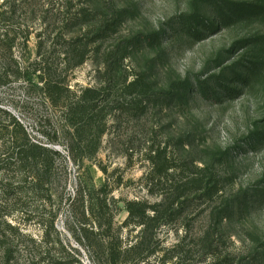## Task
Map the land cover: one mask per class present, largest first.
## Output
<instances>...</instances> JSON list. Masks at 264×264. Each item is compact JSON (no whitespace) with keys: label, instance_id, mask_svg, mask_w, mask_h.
<instances>
[{"label":"rangeland","instance_id":"1","mask_svg":"<svg viewBox=\"0 0 264 264\" xmlns=\"http://www.w3.org/2000/svg\"><path fill=\"white\" fill-rule=\"evenodd\" d=\"M25 1L7 0V3L15 5L12 10L15 12L14 25L29 33L37 31L44 21L56 22L80 10L97 18L101 13L107 20L117 19L116 32L89 48H98L100 54L115 52L117 80L115 88L109 92L111 99H129L124 94L123 84L137 75L143 77V115L135 118L110 112L103 120L105 131L95 157L84 162L86 169L81 170L82 175L68 159L63 145H51L65 157L66 172L61 169L62 160L57 161L50 210L57 215L54 226L60 236L79 252L80 262L74 264H94L88 250L77 246L67 236L68 227H72L67 199L78 178L83 180L89 175L98 185L106 180L99 167L106 169L108 179L114 183L111 196L121 207L115 223L121 225L126 218L123 202L144 200L152 204L158 200L143 188L147 169L145 156L150 147L172 151L178 158L177 163L188 168V175L198 177L202 184L212 177L218 183L215 194L202 196L201 190L189 196L190 202L183 206V215L157 230L163 244L170 246L179 237L195 244L197 236L207 234L215 253L228 256L232 264H262L264 10L261 8L264 9V0H68L70 7L61 8L56 2L52 3L48 15L40 12L43 0H32L27 6ZM225 2L255 6L257 13L220 26L209 4L219 6ZM196 16L205 21L207 30L188 19ZM180 18L188 19L191 27L202 34L201 38L194 39L183 31L173 33ZM211 24L219 27L212 29ZM58 26L56 23L55 27ZM76 31L78 35L90 37L85 27ZM138 34H157L160 43L148 47L143 42L131 48L128 41ZM35 43L31 34L26 49L22 44L17 46L16 57L32 61L36 54ZM47 48L51 50L52 46ZM95 51L92 50L86 62L68 75L71 86H102L100 54L95 55ZM241 77H247L246 84L240 82ZM199 83L207 87L205 94L199 93ZM22 84L18 82L12 89L0 88V106L25 126L31 139L47 145L48 138L43 136L36 120L22 109L12 107L27 99ZM168 92L176 94L173 100H169ZM38 100L36 97L31 102L38 103ZM46 112L52 119L53 129L57 128L59 135L65 132L64 125L58 122V113L50 109ZM92 138L90 151L95 150L98 140L96 135ZM15 177L11 169H0V264H38L31 241L40 240L41 228L34 219L42 204L40 198L13 195L8 184ZM116 178L121 181L118 186H115ZM136 231L124 229L122 235L133 236ZM196 245L182 264H201V247ZM4 250L9 251L7 258Z\"/></svg>","mask_w":264,"mask_h":264},{"label":"trees","instance_id":"2","mask_svg":"<svg viewBox=\"0 0 264 264\" xmlns=\"http://www.w3.org/2000/svg\"><path fill=\"white\" fill-rule=\"evenodd\" d=\"M30 1H25L26 6L30 5ZM55 2L61 8L70 7L68 0H43L41 15H48L51 12L49 6ZM14 6L8 4L7 0H1L0 88L12 89L16 83H23L27 99L12 107L22 109L33 117L43 136L48 138V143L45 145L31 139L25 126L0 106V169H11L16 176L8 184L13 195L40 198L41 210L34 220L41 228V236L38 242L31 241L37 263H79L78 250L60 236L54 226L57 215L50 210L57 161L62 160L61 169L66 172L65 157L51 145H63L68 159L82 175L81 170L86 169L84 162L95 157L100 137L105 131L103 120L110 112L135 118L143 115V77L137 75L132 81L123 84L124 94L129 99H111L109 92L115 88L117 80L115 52L103 51L100 54L98 48H89L116 32L117 19L107 20L101 13V17L97 18L80 10L56 22L48 19L50 22L44 21L37 31L29 33L27 29L21 30L20 26L14 25ZM209 6L220 26H228L249 14L257 13V7L250 8L247 4L225 2L219 6L210 3ZM188 19L204 30L208 29L201 17ZM188 19L180 18L173 33L183 31L185 35L200 39L202 34L191 27ZM56 23L61 27H55ZM211 25L212 29L219 27ZM83 27L87 28L89 38L78 35L76 30ZM31 34L36 40L35 58L21 61L15 55L16 48L22 44L26 49ZM143 42L148 47H154L160 43L159 36L138 34L128 41L131 48ZM48 45L52 46L51 50L47 48ZM90 50H96L95 55L100 54L99 78L102 86L73 87L69 84L68 75L86 62ZM51 59L56 60V63ZM239 80L246 84L247 77ZM199 84V93L202 91L205 94L207 87L203 83ZM166 95L170 96L169 100H173L176 94L168 92ZM36 97L38 103H32ZM47 109L58 113V122L66 128L61 135L57 128L53 129L55 127ZM51 131L52 137L49 138ZM95 135L98 138L95 150L90 151ZM145 160L147 169L143 175V188L149 195L158 197V200L152 204L144 200L123 202L126 218L121 225H116L115 218L121 207L111 196L114 183L108 179L106 169L99 167L105 173L106 180L96 185L89 175L83 180L79 177L72 195L67 199L68 219L72 226L67 231L70 240L77 246L85 247L94 264H182L193 252L196 243L201 247V264H232L228 256L215 253L213 242H208L207 234L197 236L195 244L186 243L185 237H179L172 245L165 246L157 231L183 215V206L190 202L189 196L201 190L202 196L217 193V180L212 177L202 184L198 177H190L189 169L178 164L176 155L166 148L150 147ZM114 182L118 186L121 181L116 178ZM5 190H2L4 194L7 193ZM124 229L137 231L135 235L125 237L122 235ZM3 255L7 258L9 251L4 250ZM261 263L264 264V257Z\"/></svg>","mask_w":264,"mask_h":264},{"label":"water","instance_id":"3","mask_svg":"<svg viewBox=\"0 0 264 264\" xmlns=\"http://www.w3.org/2000/svg\"><path fill=\"white\" fill-rule=\"evenodd\" d=\"M121 206V205H120Z\"/></svg>","mask_w":264,"mask_h":264}]
</instances>
